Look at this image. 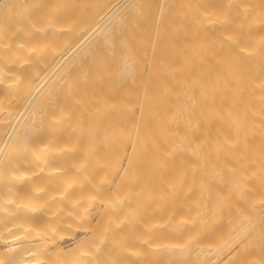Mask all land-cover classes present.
<instances>
[{"label": "bare ground", "instance_id": "6f19581e", "mask_svg": "<svg viewBox=\"0 0 264 264\" xmlns=\"http://www.w3.org/2000/svg\"><path fill=\"white\" fill-rule=\"evenodd\" d=\"M0 264H264V0H0Z\"/></svg>", "mask_w": 264, "mask_h": 264}]
</instances>
